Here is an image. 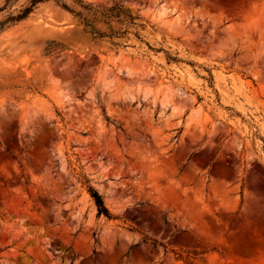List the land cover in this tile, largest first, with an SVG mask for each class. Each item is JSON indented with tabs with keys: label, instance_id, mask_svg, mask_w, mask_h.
Instances as JSON below:
<instances>
[{
	"label": "rangeland",
	"instance_id": "obj_1",
	"mask_svg": "<svg viewBox=\"0 0 264 264\" xmlns=\"http://www.w3.org/2000/svg\"><path fill=\"white\" fill-rule=\"evenodd\" d=\"M0 264H264V0H0Z\"/></svg>",
	"mask_w": 264,
	"mask_h": 264
},
{
	"label": "trees",
	"instance_id": "obj_2",
	"mask_svg": "<svg viewBox=\"0 0 264 264\" xmlns=\"http://www.w3.org/2000/svg\"><path fill=\"white\" fill-rule=\"evenodd\" d=\"M37 1V0H34ZM115 9V7L110 8V11H113ZM119 11L117 10V12L115 13V16H119ZM20 18L22 17L21 15L19 16ZM87 191L89 193V196L91 197L95 207H96V212L98 215H103L106 218H110L111 215L107 209V207L105 206L103 199L101 197L100 194L97 193V191L95 189H93L91 186L87 185Z\"/></svg>",
	"mask_w": 264,
	"mask_h": 264
}]
</instances>
